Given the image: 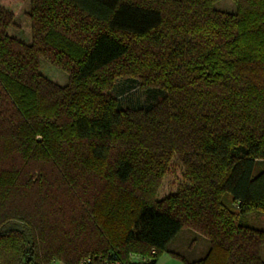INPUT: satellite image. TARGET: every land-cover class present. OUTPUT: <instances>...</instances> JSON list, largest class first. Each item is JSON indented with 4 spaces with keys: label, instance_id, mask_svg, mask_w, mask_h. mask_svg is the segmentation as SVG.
Returning <instances> with one entry per match:
<instances>
[{
    "label": "trees",
    "instance_id": "16d2710c",
    "mask_svg": "<svg viewBox=\"0 0 264 264\" xmlns=\"http://www.w3.org/2000/svg\"><path fill=\"white\" fill-rule=\"evenodd\" d=\"M29 1L30 43L0 4V264H156L184 228L208 247L182 264H264L241 221L264 213V0ZM174 157L190 183L158 198Z\"/></svg>",
    "mask_w": 264,
    "mask_h": 264
},
{
    "label": "rangeland",
    "instance_id": "374dc122",
    "mask_svg": "<svg viewBox=\"0 0 264 264\" xmlns=\"http://www.w3.org/2000/svg\"><path fill=\"white\" fill-rule=\"evenodd\" d=\"M0 4L13 13V24L8 28V34L18 38L19 40L30 43V19L28 17V11L30 8L29 0H0ZM215 6L224 11H234L235 5L232 0H218ZM40 71L48 79L53 82L64 85L68 80L66 72L60 68L52 65L46 60H41ZM111 95L119 97L123 105L144 104L154 100V92H148L139 87L134 82L125 79H118L115 83L114 89L111 91ZM264 169V162H258L253 169V174H257ZM190 183L184 168L177 160L173 158L168 167L167 172L164 174L157 193L158 198H162L172 192H175L181 187H184ZM223 203L231 208L235 209L236 205L232 203L231 197L228 193L223 195ZM241 221L251 224L255 227L264 228V213L261 211H252L248 214L242 215ZM196 233V234H194ZM208 247V240L197 232H192L189 228L182 229L179 234L172 240L168 246V250H174L180 252L188 258H199L206 252ZM138 255H131L130 257L135 259ZM264 261V254H263ZM177 257L171 255L168 251L162 252L157 259V263L170 264L171 260H175Z\"/></svg>",
    "mask_w": 264,
    "mask_h": 264
},
{
    "label": "built area",
    "instance_id": "2783aa9c",
    "mask_svg": "<svg viewBox=\"0 0 264 264\" xmlns=\"http://www.w3.org/2000/svg\"><path fill=\"white\" fill-rule=\"evenodd\" d=\"M153 252V250H152ZM137 260L141 262H146L148 259L145 257L137 256ZM80 264H133L131 260L123 261L121 259H103L102 257H98V260L94 261L93 257L88 256Z\"/></svg>",
    "mask_w": 264,
    "mask_h": 264
},
{
    "label": "crops",
    "instance_id": "0c3cea01",
    "mask_svg": "<svg viewBox=\"0 0 264 264\" xmlns=\"http://www.w3.org/2000/svg\"><path fill=\"white\" fill-rule=\"evenodd\" d=\"M192 232H195V231L192 230ZM194 234H196V233H194ZM173 240H174V239H173ZM167 251H168L171 255H173L172 253H179V254H182V253L177 252V251H174V250H168V249H167ZM182 255H184V254H182ZM173 256H174V255H173ZM184 256H186V255H184ZM186 257L188 258V256H186ZM191 259H192V258H191ZM131 260H136V259H133V257H132ZM156 264H158V263L156 262ZM159 264H162V263H159ZM170 264H182V263H181V260H180L179 258H176L175 260H171Z\"/></svg>",
    "mask_w": 264,
    "mask_h": 264
}]
</instances>
